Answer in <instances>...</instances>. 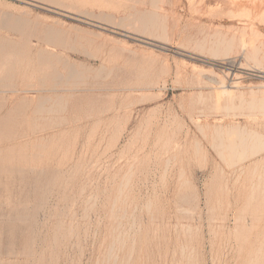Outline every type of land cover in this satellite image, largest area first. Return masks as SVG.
Here are the masks:
<instances>
[{
  "label": "rangeland",
  "instance_id": "obj_1",
  "mask_svg": "<svg viewBox=\"0 0 264 264\" xmlns=\"http://www.w3.org/2000/svg\"><path fill=\"white\" fill-rule=\"evenodd\" d=\"M229 2L0 0V264H264V0Z\"/></svg>",
  "mask_w": 264,
  "mask_h": 264
},
{
  "label": "bare ground",
  "instance_id": "obj_2",
  "mask_svg": "<svg viewBox=\"0 0 264 264\" xmlns=\"http://www.w3.org/2000/svg\"><path fill=\"white\" fill-rule=\"evenodd\" d=\"M142 15H143V14H142ZM151 15H152V14H151ZM154 16H155V15H154ZM137 18H139V17H137ZM148 18H149V17H148ZM151 18H152V17H151ZM132 19H133V18H132ZM142 19H143V18H141V20H142ZM138 20H139V19H138ZM142 22H143V21H142ZM147 23L149 24V22H147ZM144 24H145V23H144ZM144 24H143V25H144ZM145 26H146V25H145ZM148 27H150V26H148ZM145 29H146V27H144V28L142 27V30H144V32H145ZM155 29H156V28H155ZM152 30H153V29H152ZM251 31H252V30H251ZM142 32H143V31H142ZM242 33H243V32H242ZM253 33H254V32H253ZM254 34H255V33H254ZM254 34H253L252 37H255V36H256V35H254ZM256 34H257V33H256ZM249 35H250V34H249ZM257 35H258V34H257ZM260 36H261V35H260ZM259 38H260V37H259ZM251 39H252V38H251ZM253 39H254V38H253ZM155 40H156V39H155ZM249 41H250V40H249ZM224 42H225V41H224ZM250 42H251V41H250ZM255 42H257V41H254V43H255ZM222 43H223V42H222ZM251 43H253V42H251ZM216 44H217V43H216ZM219 44H220V42H219ZM217 45H218V44H217ZM251 46H252V44H251ZM252 47H253V46H252ZM257 48H258V47H257ZM250 49H251V48H250ZM254 49H255V47H254ZM259 52H260V51H259ZM249 56H250V55H249ZM252 56H253V55H252ZM252 56H251V57H252ZM254 56H255V57H254ZM254 56H253V58H254V60L256 61V59H255V58H256V55L254 54ZM254 60L252 59V61H254ZM255 61H254V62H255ZM255 64H256V62H255ZM258 65H259V64H258ZM254 67H255V66H254ZM256 68H257V67H256ZM243 69H244V68H243ZM230 131H231V130H230ZM230 131H229V132H230ZM230 133H231V132H230ZM242 141H243V140H242ZM242 141H241V142H242ZM231 143H232V141H231ZM243 143H245V142H243ZM243 143H242L241 145L244 147ZM228 144H230V143H228ZM245 144H246V143H245ZM233 145H234V144H233ZM233 145H232V146L229 145V147H230L229 149H231V147H232V148H235V147H233ZM241 145H238V146L241 147ZM225 146H228V145H225ZM234 146H235V145H234ZM239 147H237V148H239ZM235 150H236V148L234 149V151H235Z\"/></svg>",
  "mask_w": 264,
  "mask_h": 264
},
{
  "label": "crops",
  "instance_id": "obj_3",
  "mask_svg": "<svg viewBox=\"0 0 264 264\" xmlns=\"http://www.w3.org/2000/svg\"><path fill=\"white\" fill-rule=\"evenodd\" d=\"M223 1H224L225 4L231 5L230 2H229V0H223ZM241 4H242V3H241ZM241 4H240V5H241ZM231 6H232V5H231ZM244 6H245L248 10H250L251 12L253 11V7L250 6L248 3H246V5L244 4ZM237 7H243V6H237Z\"/></svg>",
  "mask_w": 264,
  "mask_h": 264
}]
</instances>
